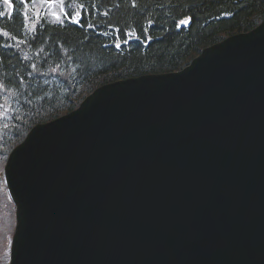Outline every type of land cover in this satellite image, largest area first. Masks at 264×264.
<instances>
[{
	"label": "water",
	"instance_id": "95a60500",
	"mask_svg": "<svg viewBox=\"0 0 264 264\" xmlns=\"http://www.w3.org/2000/svg\"><path fill=\"white\" fill-rule=\"evenodd\" d=\"M8 161V264H264V20L96 88Z\"/></svg>",
	"mask_w": 264,
	"mask_h": 264
},
{
	"label": "trees",
	"instance_id": "16d2710c",
	"mask_svg": "<svg viewBox=\"0 0 264 264\" xmlns=\"http://www.w3.org/2000/svg\"><path fill=\"white\" fill-rule=\"evenodd\" d=\"M12 2L15 11L10 15L0 0V12H5L0 17V160L4 161L33 126L73 111L96 88L181 70L205 47L248 32L264 20V0H72V9L85 4L80 24L68 20L61 24L51 15L35 20V6L27 0L37 24L33 29L31 22L24 26L21 0ZM185 16H192V22L176 27ZM117 28L134 31L139 39L117 49ZM21 39L24 44L17 43Z\"/></svg>",
	"mask_w": 264,
	"mask_h": 264
},
{
	"label": "snow or ice",
	"instance_id": "6c2138e0",
	"mask_svg": "<svg viewBox=\"0 0 264 264\" xmlns=\"http://www.w3.org/2000/svg\"><path fill=\"white\" fill-rule=\"evenodd\" d=\"M24 7V21H25V27H27L28 23H32V28L36 29L37 24L35 21L32 20V17L29 15V3L27 0H21ZM72 2V0H32V5L35 6L36 4L42 5L43 7H33L32 11L35 12V20H45L48 15H51L58 23L63 24L65 20L70 21L73 24H80V18H81V11L85 8L84 3H77V8L72 9L69 7V4ZM3 3L7 6V10L9 11V14L11 15L12 12L15 11L14 5L12 0H3ZM133 7H136L135 2H133ZM44 13L42 16L41 13ZM107 15V13H105ZM5 12H0V17H4ZM192 16H185L183 19H180L178 23L175 25L176 27L180 25H189L192 22ZM151 23V21H149ZM89 27H92L91 24L88 25ZM116 38H115V47L119 49L121 47V43L128 44L130 39H139V36L136 35L134 31L131 30H121L117 28L116 30ZM144 31H147L146 29ZM105 35L108 33L105 32ZM2 35L5 37L9 36L8 31H3ZM121 36L124 37L123 40H121ZM11 39L15 40L16 36H12ZM18 44H24L25 41L23 39L17 41ZM5 47H11V45H4ZM27 59V57H25ZM33 68H35V65H32ZM13 174V168L10 163V161L7 162V166H5V161L0 160V186H7L9 183V177H11ZM13 248L11 244V240H9L8 245L5 246L3 251V257L4 260L7 261L9 258L13 259Z\"/></svg>",
	"mask_w": 264,
	"mask_h": 264
},
{
	"label": "rangeland",
	"instance_id": "374dc122",
	"mask_svg": "<svg viewBox=\"0 0 264 264\" xmlns=\"http://www.w3.org/2000/svg\"><path fill=\"white\" fill-rule=\"evenodd\" d=\"M35 7H43V6L36 4ZM2 194L5 196V200H4V206L2 202L0 204V211L2 213V219L0 220V259H1L0 261L6 263L8 260L7 261L4 260L3 251L5 246L8 245L9 240L11 239V234L14 227V214L12 209V203L10 202L6 194V190L3 188H2Z\"/></svg>",
	"mask_w": 264,
	"mask_h": 264
}]
</instances>
